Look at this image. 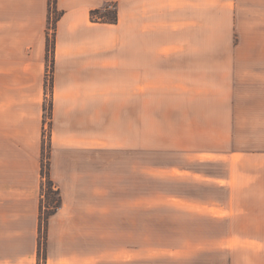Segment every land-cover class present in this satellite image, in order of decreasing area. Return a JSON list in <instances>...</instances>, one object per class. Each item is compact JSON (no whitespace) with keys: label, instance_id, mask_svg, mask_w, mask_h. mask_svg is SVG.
<instances>
[{"label":"crops","instance_id":"obj_1","mask_svg":"<svg viewBox=\"0 0 264 264\" xmlns=\"http://www.w3.org/2000/svg\"><path fill=\"white\" fill-rule=\"evenodd\" d=\"M48 4L0 0V264H264V0H55L47 57Z\"/></svg>","mask_w":264,"mask_h":264},{"label":"rangeland","instance_id":"obj_2","mask_svg":"<svg viewBox=\"0 0 264 264\" xmlns=\"http://www.w3.org/2000/svg\"><path fill=\"white\" fill-rule=\"evenodd\" d=\"M50 1V13H49V20L47 21L48 26H47V34H48V38H49V42L50 45L53 46L54 45V33H55V27L53 26L54 22H55V18L57 17V15L59 14L54 8H53V1ZM106 7V9H105ZM103 9H101L103 12H110L111 13H116V17H117V9H116V5L114 3H107V5L105 6ZM92 18L95 21H102V19H105L104 16L102 15H93ZM58 20V19H57ZM57 22V21H56ZM117 22V21H116ZM115 24V23H114ZM51 55V54H50ZM50 67V64H49ZM51 80H50V68L47 69V75H46V85H45V101L43 104V124H44V128H43V139H42V160H41V167L44 168V164L45 167L47 166V164H49V153H50V144H49V131H50V108H51ZM161 160L163 162H168L169 159H163L162 157H155V164H157V162L160 164ZM175 160H177V158H175ZM41 168V170H42ZM45 170H47L45 168ZM41 175V172H40ZM50 177V176H49ZM45 179L42 178L41 176V196H42V191H43V183H45ZM54 189H56V186H53ZM155 188L157 189H161V183L158 182L157 180H155ZM162 225L160 224H155V227L161 228ZM161 233L162 230L161 229H155V253H158V250L161 247L162 244H169L171 242V240H173V238H169V241L167 240H162L161 238ZM166 233V232H164ZM171 233V232H170ZM188 233V232H187ZM39 248H42L44 242V235L42 234V232H39Z\"/></svg>","mask_w":264,"mask_h":264},{"label":"trees","instance_id":"obj_3","mask_svg":"<svg viewBox=\"0 0 264 264\" xmlns=\"http://www.w3.org/2000/svg\"><path fill=\"white\" fill-rule=\"evenodd\" d=\"M53 1V8L55 9V0ZM106 9V7H105ZM48 10L50 13V1L48 4ZM102 15L105 17V19H102V21H106L108 23L114 24L117 21L116 13H111L110 12H103L102 10H96L91 13V16L93 15ZM59 18V14L55 18V22L53 26L55 27L56 21ZM49 20V17H48ZM46 52H47V57L53 52V46L50 45L49 38L47 35L46 38ZM49 115L51 116V108ZM42 168V167H41ZM45 168L47 170H45ZM41 176L42 178L45 179V183H43V193L41 196L40 200V211H39V232L44 235V239L46 238V231H47V222L50 216L55 214L57 210L61 207V196H60V191L59 189H54L53 182L51 181L49 177V164L41 170ZM45 203V210L43 211V204Z\"/></svg>","mask_w":264,"mask_h":264},{"label":"built area","instance_id":"obj_4","mask_svg":"<svg viewBox=\"0 0 264 264\" xmlns=\"http://www.w3.org/2000/svg\"><path fill=\"white\" fill-rule=\"evenodd\" d=\"M45 210V203L43 204V211Z\"/></svg>","mask_w":264,"mask_h":264}]
</instances>
